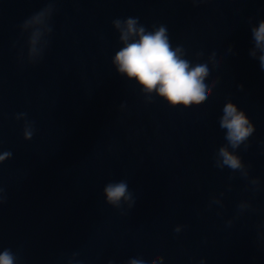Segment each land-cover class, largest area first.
I'll return each instance as SVG.
<instances>
[{
	"label": "water",
	"instance_id": "water-1",
	"mask_svg": "<svg viewBox=\"0 0 264 264\" xmlns=\"http://www.w3.org/2000/svg\"><path fill=\"white\" fill-rule=\"evenodd\" d=\"M50 2L44 25L20 29ZM128 17L149 31L166 26L193 64L218 52L209 79L219 83L205 102H148L116 73L112 21ZM262 19L264 0H0V153H12L0 164V251L17 264H264V71L249 55ZM47 25L42 57L28 63V35ZM229 100L255 128L236 150L247 179L214 166ZM18 113L34 121L28 141ZM119 180L133 193L130 209L105 203L104 186Z\"/></svg>",
	"mask_w": 264,
	"mask_h": 264
},
{
	"label": "clouds",
	"instance_id": "clouds-1",
	"mask_svg": "<svg viewBox=\"0 0 264 264\" xmlns=\"http://www.w3.org/2000/svg\"><path fill=\"white\" fill-rule=\"evenodd\" d=\"M192 2L194 4L203 3L205 0H192ZM53 11V3L50 2L46 7L25 19L20 25V29L26 30L31 26L44 25L45 20L50 19ZM249 20L251 22V18ZM112 26L119 33L118 39L122 47L115 52L111 63L118 75L134 81L139 86L141 93L148 98V102H151L150 98L155 94L170 107L188 108L205 102L212 88L219 83V77L216 80L209 79L213 68L218 67L221 63L217 51L211 52L203 63L193 64L185 58L186 52L182 46H172L168 30L164 25H154L149 31L139 23L138 17H128L123 20L114 19ZM51 31V27L47 25L43 28L35 27L29 33L26 41L28 63H36L40 60L48 41L45 39L42 46L37 47V45L40 43V38L48 36ZM251 35L254 46L250 49L249 55L258 60L260 69L264 71V19L251 27ZM227 52L233 53L231 45ZM202 55V52L196 53L197 58ZM237 87L243 90V85ZM14 119L23 121L22 137L25 141L30 140L35 132L34 121L27 119L26 113H18ZM219 126L225 130L224 138L227 143L216 151L214 166L221 170L227 167L233 173L239 172L242 177L247 179L248 167L236 154V150L241 145L247 150V141L255 131L254 125L244 111L238 109L236 104L229 100L222 108ZM11 156L10 151L0 153V164L10 159ZM251 183L258 185V178L252 179ZM3 191L0 188V203L5 200ZM102 195L105 203L116 209H121L123 206L130 209L135 203L133 193L129 190L126 180L107 183L102 190ZM211 203L220 204V201L213 197ZM237 207L242 212L250 208L251 205L239 203ZM227 223L231 225L232 221L229 220ZM181 228V225H177L174 231L179 233ZM17 260L18 257L10 249L5 248L0 251V264H17ZM162 261L163 257L160 256L147 260L131 258L126 264H162ZM109 264L112 262L110 261ZM200 264H204V261L201 260Z\"/></svg>",
	"mask_w": 264,
	"mask_h": 264
}]
</instances>
